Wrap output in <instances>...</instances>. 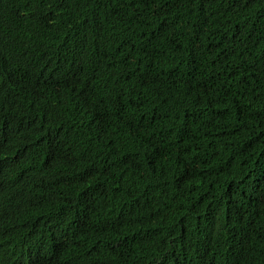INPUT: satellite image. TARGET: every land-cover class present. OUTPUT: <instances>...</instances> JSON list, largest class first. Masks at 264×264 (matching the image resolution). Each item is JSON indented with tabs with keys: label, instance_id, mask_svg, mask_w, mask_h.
<instances>
[{
	"label": "trees",
	"instance_id": "trees-1",
	"mask_svg": "<svg viewBox=\"0 0 264 264\" xmlns=\"http://www.w3.org/2000/svg\"><path fill=\"white\" fill-rule=\"evenodd\" d=\"M0 264H264V0H0Z\"/></svg>",
	"mask_w": 264,
	"mask_h": 264
}]
</instances>
